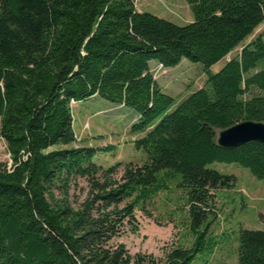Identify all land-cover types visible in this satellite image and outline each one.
<instances>
[{
  "label": "trees",
  "instance_id": "1",
  "mask_svg": "<svg viewBox=\"0 0 264 264\" xmlns=\"http://www.w3.org/2000/svg\"><path fill=\"white\" fill-rule=\"evenodd\" d=\"M186 1L193 19L178 24L134 0H0V136L10 158L0 161V264H191L214 192L234 183L208 164L234 162L264 181V142H216L236 122L264 121V31L246 41L264 22V0ZM182 58L207 79L172 96L150 63ZM93 95L136 112L145 162L103 167L96 148L73 145L71 102ZM168 179L185 193L192 245L158 257L111 242ZM236 264H264V229L240 230Z\"/></svg>",
  "mask_w": 264,
  "mask_h": 264
},
{
  "label": "rangeland",
  "instance_id": "2",
  "mask_svg": "<svg viewBox=\"0 0 264 264\" xmlns=\"http://www.w3.org/2000/svg\"><path fill=\"white\" fill-rule=\"evenodd\" d=\"M138 10L151 12L174 23L185 24L193 19L186 0H134ZM264 31V22L246 39ZM240 50L236 47L224 58L212 64L208 71L217 72ZM151 71L164 92L172 96H184L203 86L208 73L200 62L186 58L175 66L163 67L151 63ZM73 128L76 135L74 146L96 148L92 161L103 167L117 162L124 164L143 163L147 154L135 146L139 136L131 131L137 119L136 112L98 95L71 102ZM0 161L10 164L6 144L0 136ZM208 167L234 176L230 187L214 192L210 212L203 225L206 226L204 245L191 264H236L238 238L241 229H264V181L254 177L250 171L237 163L212 162ZM165 171L158 173V179L165 181ZM180 174L176 173V178ZM167 188L154 195L145 204V209H135V221L125 224L123 230L113 238V243H123L131 253H152L164 257L176 246L189 247L195 234L190 228L189 206L185 193L168 179ZM81 185L85 182L81 180ZM81 198V194L77 191ZM203 227V226H202ZM203 229V228H201Z\"/></svg>",
  "mask_w": 264,
  "mask_h": 264
},
{
  "label": "water",
  "instance_id": "3",
  "mask_svg": "<svg viewBox=\"0 0 264 264\" xmlns=\"http://www.w3.org/2000/svg\"><path fill=\"white\" fill-rule=\"evenodd\" d=\"M247 141L264 142V121L242 120L217 132L216 142L223 148H232Z\"/></svg>",
  "mask_w": 264,
  "mask_h": 264
},
{
  "label": "crops",
  "instance_id": "4",
  "mask_svg": "<svg viewBox=\"0 0 264 264\" xmlns=\"http://www.w3.org/2000/svg\"><path fill=\"white\" fill-rule=\"evenodd\" d=\"M153 62H155V61H151V63H153ZM151 63H150V65H151ZM158 64V63H157Z\"/></svg>",
  "mask_w": 264,
  "mask_h": 264
}]
</instances>
